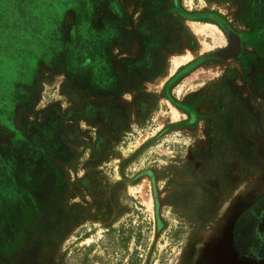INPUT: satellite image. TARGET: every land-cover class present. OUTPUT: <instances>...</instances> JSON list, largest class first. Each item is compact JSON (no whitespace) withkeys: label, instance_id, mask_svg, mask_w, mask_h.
Segmentation results:
<instances>
[{"label":"rangeland","instance_id":"obj_1","mask_svg":"<svg viewBox=\"0 0 264 264\" xmlns=\"http://www.w3.org/2000/svg\"><path fill=\"white\" fill-rule=\"evenodd\" d=\"M258 2L0 0V264L247 263Z\"/></svg>","mask_w":264,"mask_h":264},{"label":"flooded vegetation","instance_id":"obj_2","mask_svg":"<svg viewBox=\"0 0 264 264\" xmlns=\"http://www.w3.org/2000/svg\"><path fill=\"white\" fill-rule=\"evenodd\" d=\"M252 1H253V3L258 2V1L264 2L263 0H252ZM261 2H258V3H261ZM253 3H252V6H254ZM255 5H256V3H255ZM228 39H230V43H231L228 48H230L231 46L235 47V46H237L238 43H240V45H241L240 55H241L242 43H243V40H241V36L236 35L235 33H230V34H228ZM240 55H239V57H240ZM260 189H262L263 191H261V195L259 197H257L255 203L257 205V208L261 207L263 209L260 210L261 213L256 218V223H257L256 231H255L256 232L255 233L256 239L254 242H252V244L249 245L250 253L248 255H240L239 256V259H241V260L242 259L244 260V258H248L247 259L248 264H264V185ZM250 213H251V211H250ZM251 214H254L253 211ZM218 256L219 257L222 256V253L218 252L214 255L215 261H216ZM208 261L209 262L211 261L212 263L215 262L213 260V258L209 259ZM243 263L247 264V263H245V261Z\"/></svg>","mask_w":264,"mask_h":264},{"label":"trees","instance_id":"obj_3","mask_svg":"<svg viewBox=\"0 0 264 264\" xmlns=\"http://www.w3.org/2000/svg\"><path fill=\"white\" fill-rule=\"evenodd\" d=\"M238 46V45H237ZM230 47V48H227L225 50L222 51L223 54H221V57L222 58H234V57H237L239 52H240V49H239V52H237V49L238 47Z\"/></svg>","mask_w":264,"mask_h":264},{"label":"crops","instance_id":"obj_4","mask_svg":"<svg viewBox=\"0 0 264 264\" xmlns=\"http://www.w3.org/2000/svg\"><path fill=\"white\" fill-rule=\"evenodd\" d=\"M245 2H247V4L249 5V6H251L252 7V3H253V1L252 0H244ZM198 33H201V31H197ZM230 39H228V42H227V44L223 47V49H221V50H225V49H227L229 46H230ZM221 50H219V51H221ZM216 50H214L213 52H215Z\"/></svg>","mask_w":264,"mask_h":264},{"label":"bare ground","instance_id":"obj_5","mask_svg":"<svg viewBox=\"0 0 264 264\" xmlns=\"http://www.w3.org/2000/svg\"><path fill=\"white\" fill-rule=\"evenodd\" d=\"M194 56V55H193Z\"/></svg>","mask_w":264,"mask_h":264}]
</instances>
